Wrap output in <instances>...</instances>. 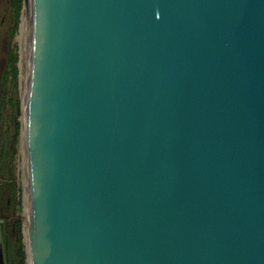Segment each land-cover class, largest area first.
<instances>
[{
    "label": "water",
    "instance_id": "water-1",
    "mask_svg": "<svg viewBox=\"0 0 264 264\" xmlns=\"http://www.w3.org/2000/svg\"><path fill=\"white\" fill-rule=\"evenodd\" d=\"M23 6L28 264H264V0Z\"/></svg>",
    "mask_w": 264,
    "mask_h": 264
},
{
    "label": "rangeland",
    "instance_id": "rangeland-1",
    "mask_svg": "<svg viewBox=\"0 0 264 264\" xmlns=\"http://www.w3.org/2000/svg\"><path fill=\"white\" fill-rule=\"evenodd\" d=\"M17 9L15 0H0V218L8 215L21 220L22 249L25 264H28L26 166L21 126L23 95L21 78L23 65L26 62L25 53L29 49L30 30L23 0H21L18 11ZM16 12H18V19H15ZM22 27L24 31H22ZM11 52L17 56L15 62L17 77L15 80H13L12 74H6L9 71V54ZM11 183L15 184V193L19 196L20 205L6 209L4 201Z\"/></svg>",
    "mask_w": 264,
    "mask_h": 264
},
{
    "label": "trees",
    "instance_id": "trees-1",
    "mask_svg": "<svg viewBox=\"0 0 264 264\" xmlns=\"http://www.w3.org/2000/svg\"><path fill=\"white\" fill-rule=\"evenodd\" d=\"M17 11L21 6V0H15ZM15 19H18V12L15 13ZM17 56L14 53L9 54V71L6 74H12L13 80L17 77V68L15 62ZM6 209H10L14 205H20L19 196L15 193V184L11 183L9 192L5 199ZM1 221V234L2 245L5 264H25L24 252L22 249V232L21 220L13 216H4L0 218Z\"/></svg>",
    "mask_w": 264,
    "mask_h": 264
},
{
    "label": "bare ground",
    "instance_id": "bare-ground-1",
    "mask_svg": "<svg viewBox=\"0 0 264 264\" xmlns=\"http://www.w3.org/2000/svg\"><path fill=\"white\" fill-rule=\"evenodd\" d=\"M30 1V0H29ZM29 7H30V3H29V5H28ZM26 11V10H25ZM24 17V16H23ZM30 18H28V24H29V30H30ZM25 22V21H24ZM25 24V23H24ZM24 24H23V27H24ZM23 27H22V31H24L23 30ZM26 32V31H25ZM29 58V53H28V50H26V53H25V60H27ZM24 158H25V154H24ZM26 178V177H25ZM25 181H26V179H25ZM25 198H26V193H25ZM27 241V240H26Z\"/></svg>",
    "mask_w": 264,
    "mask_h": 264
}]
</instances>
